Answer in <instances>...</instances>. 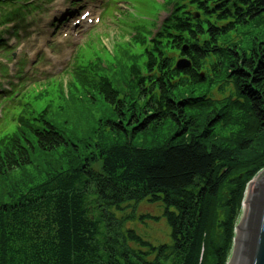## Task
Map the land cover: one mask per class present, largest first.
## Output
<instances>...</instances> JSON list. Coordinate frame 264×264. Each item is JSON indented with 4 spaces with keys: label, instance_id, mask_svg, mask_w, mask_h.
Listing matches in <instances>:
<instances>
[{
    "label": "trees",
    "instance_id": "16d2710c",
    "mask_svg": "<svg viewBox=\"0 0 264 264\" xmlns=\"http://www.w3.org/2000/svg\"><path fill=\"white\" fill-rule=\"evenodd\" d=\"M168 4L143 55L75 69L56 108H24L0 135V264H227L264 170V0ZM146 200L163 206L169 245L113 213Z\"/></svg>",
    "mask_w": 264,
    "mask_h": 264
},
{
    "label": "rangeland",
    "instance_id": "374dc122",
    "mask_svg": "<svg viewBox=\"0 0 264 264\" xmlns=\"http://www.w3.org/2000/svg\"><path fill=\"white\" fill-rule=\"evenodd\" d=\"M36 1L37 0L33 1L32 5L36 8H41L43 15L34 16L33 13L28 19L26 26H23L24 32L22 30L19 31L21 39L18 41L11 40L8 48L0 52V64H2L5 68L7 65H9V67L13 69L14 67H17L21 61L26 63L25 73L22 76H18L17 71L15 73L14 71H11L12 76L10 78H12L14 75L15 77L9 82L5 81L6 73L4 74L3 71L0 70V83L4 82L0 87L1 92L2 90H8L9 83L16 84L19 82L18 85L12 90V93L8 90L7 93L1 95L0 102H2L4 99H10V101L8 103L5 102V104L0 103V111L2 113V116H0V134L6 130L9 132L13 130L15 127L13 123L15 114L17 111H21V109L25 106L26 108L28 107L27 113L28 110L37 112L41 107L48 103L52 105V108H56L62 100L61 98H58V91L55 87L49 86L47 88H43L41 85L50 79H56L57 81H60L65 80V78L68 77L64 74V71L67 70V68H69L70 64L72 63L74 53L78 46H80L79 50L77 49L79 51L80 58L87 60L90 56L89 53L85 52L82 47L87 41L88 35L81 34L78 28L73 26L74 22L70 26L66 24V22L62 24L64 19L67 17V14H64L63 16L55 15L54 18L51 19V16L46 14L50 8H43L40 6V2ZM57 1L58 0H56V2ZM72 1L75 2L76 0ZM82 1L84 2V5L90 3L89 0ZM132 1L133 2L131 5L134 7L132 15H127L125 12H123V14H121V12L115 14V16L120 18L118 22L121 27H119L117 23H114L115 25L113 23H107L103 25L102 23L95 29V31L99 29L98 31L101 32H98L93 37V43L97 49L101 50L98 58L103 61L105 65L108 62H114L119 58L117 57L118 45H123L122 40H124L125 35L132 36L134 32H136L134 29L140 28L141 34H137V36L140 38L148 37V30L153 27V24L156 21L160 22L164 17V13H159L157 18H153L156 16V12L161 10L160 5L151 4L150 0ZM58 6L68 7L67 5H64L63 1L59 2ZM0 9L3 10V8ZM134 16H136L137 19H135ZM112 17L113 15L110 13H106L104 15V18L108 20H110ZM59 18L61 21L57 23ZM17 21L18 20H16V22ZM13 22L15 23V21ZM12 25L14 26V24ZM104 26L109 28L100 30V28H103ZM3 29L4 28H1L0 32L11 37L10 35L6 34V30ZM113 29H115L114 32H103L105 30L109 31ZM9 40L10 39L7 38L5 42ZM108 40H111L112 50L107 49V47L109 48L110 42H106L107 47L104 45V41ZM47 48L53 52V58L44 53ZM12 52H14L13 55L15 57L11 61L10 58L12 56L10 55ZM3 58L9 60V62L2 61ZM56 58L59 59L53 64L51 61ZM174 59L177 58L174 57ZM48 66L51 67L50 70L46 69ZM20 82H22L24 86L21 85ZM38 84L39 86H36ZM39 88H43V91H39ZM214 94L216 95V92H214ZM5 107L10 108V110L6 113L5 117H3L5 113ZM13 109L14 114L12 116ZM41 159L43 160V163H47V161L52 163L53 168H55L57 165L55 160L50 161V157H42ZM41 159L39 160L42 161ZM100 166L101 164L98 162L97 165L93 166V168L100 171ZM6 185V182L0 183V199L3 200L7 198V189L5 188ZM243 202L244 200L241 203L240 211L235 223L234 235L243 208ZM129 204V209H123L122 211L118 212L113 211L117 219L119 218V220L124 221V229L128 228L131 229V231H135L144 242L149 243L155 248L161 247L163 245H169L170 229L167 225L166 219L164 218L163 206L161 204H152L148 200L140 203L138 206H136V208L133 203ZM125 206L126 205H124V207ZM144 238L146 240H144Z\"/></svg>",
    "mask_w": 264,
    "mask_h": 264
},
{
    "label": "water",
    "instance_id": "95a60500",
    "mask_svg": "<svg viewBox=\"0 0 264 264\" xmlns=\"http://www.w3.org/2000/svg\"><path fill=\"white\" fill-rule=\"evenodd\" d=\"M227 264H264V170L247 185Z\"/></svg>",
    "mask_w": 264,
    "mask_h": 264
},
{
    "label": "bare ground",
    "instance_id": "6f19581e",
    "mask_svg": "<svg viewBox=\"0 0 264 264\" xmlns=\"http://www.w3.org/2000/svg\"><path fill=\"white\" fill-rule=\"evenodd\" d=\"M64 9L69 10L70 8H64Z\"/></svg>",
    "mask_w": 264,
    "mask_h": 264
}]
</instances>
